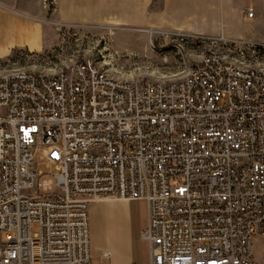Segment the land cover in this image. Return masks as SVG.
<instances>
[{
    "label": "built area",
    "instance_id": "built-area-1",
    "mask_svg": "<svg viewBox=\"0 0 264 264\" xmlns=\"http://www.w3.org/2000/svg\"><path fill=\"white\" fill-rule=\"evenodd\" d=\"M157 36L181 66L202 55L161 80L114 75L104 50L0 77V264H93L91 207L133 199L147 201L150 264H255L264 39Z\"/></svg>",
    "mask_w": 264,
    "mask_h": 264
},
{
    "label": "crops",
    "instance_id": "crops-1",
    "mask_svg": "<svg viewBox=\"0 0 264 264\" xmlns=\"http://www.w3.org/2000/svg\"><path fill=\"white\" fill-rule=\"evenodd\" d=\"M41 0H0V55L18 47L31 51L43 49L45 27L40 20L21 17L25 5L35 6L43 16ZM8 2L17 8L5 9ZM31 2V3H30ZM56 14L68 24L123 27L139 26L152 32L182 33L201 36H225L235 40L264 39V0H55ZM2 7V8H1ZM252 9L253 16L248 15ZM13 10V9H12ZM249 21V29L244 26ZM99 202L90 210L93 264H150V244H135L127 228L119 233L118 220L127 218L128 202ZM147 211V207H146ZM148 223L139 227V239ZM149 251V259L145 251Z\"/></svg>",
    "mask_w": 264,
    "mask_h": 264
},
{
    "label": "rangeland",
    "instance_id": "rangeland-1",
    "mask_svg": "<svg viewBox=\"0 0 264 264\" xmlns=\"http://www.w3.org/2000/svg\"><path fill=\"white\" fill-rule=\"evenodd\" d=\"M31 3V2H30ZM5 9L20 12L12 8L8 2ZM44 15L36 13L35 6L25 5L23 18L40 20L44 24L43 49L31 51L28 48L18 47L8 55H0V77L13 75L19 72H43L55 74L75 62L86 60V56H96L98 50L107 51L111 55V72L125 79L161 80L162 78H178L183 74V68H189L198 61L202 50H197L190 62L181 66L175 51L158 46L157 36L160 32H152L139 26L123 27L122 25H78L70 29L56 14L55 0H41ZM2 8V7H1ZM13 9V10H12ZM39 12V11H38ZM40 13V12H39ZM20 17V13L17 14ZM244 26L249 29V21L246 19ZM155 39L154 45L151 39ZM246 41H251L246 39ZM44 151L37 156L38 168L44 172H50L46 160L42 158ZM56 181V180H55ZM58 188L55 185L54 191ZM53 191L45 192L50 194ZM137 203L128 202L129 214L127 218L118 220L119 233L127 228V234H132L135 244H148L143 238L139 239V227L146 223L147 201L144 199ZM130 200V201H133ZM36 229V225H33ZM255 264H264V235H256L254 238ZM146 259H149V251H145Z\"/></svg>",
    "mask_w": 264,
    "mask_h": 264
},
{
    "label": "trees",
    "instance_id": "trees-1",
    "mask_svg": "<svg viewBox=\"0 0 264 264\" xmlns=\"http://www.w3.org/2000/svg\"><path fill=\"white\" fill-rule=\"evenodd\" d=\"M49 1L51 2L52 0H49ZM53 1H54V0H53ZM157 2H158V0H154V5H156Z\"/></svg>",
    "mask_w": 264,
    "mask_h": 264
}]
</instances>
